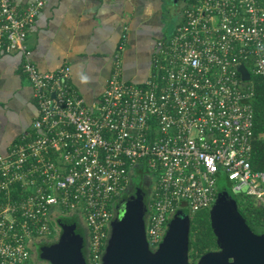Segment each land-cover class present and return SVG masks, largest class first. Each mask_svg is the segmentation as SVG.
Here are the masks:
<instances>
[{
    "label": "built area",
    "instance_id": "built-area-1",
    "mask_svg": "<svg viewBox=\"0 0 264 264\" xmlns=\"http://www.w3.org/2000/svg\"><path fill=\"white\" fill-rule=\"evenodd\" d=\"M43 0H0V54L20 51L37 101L31 130L0 152V264H29L55 215L84 218L85 255L104 252L112 211L134 165L152 175L144 217L155 246L181 206H210L223 176L264 205V169L251 163L254 85L264 77V0H186L182 19L155 40L142 83L125 80L121 53L98 101L70 80L71 67L41 70L27 32Z\"/></svg>",
    "mask_w": 264,
    "mask_h": 264
},
{
    "label": "crops",
    "instance_id": "crops-1",
    "mask_svg": "<svg viewBox=\"0 0 264 264\" xmlns=\"http://www.w3.org/2000/svg\"><path fill=\"white\" fill-rule=\"evenodd\" d=\"M30 1L13 0L18 7ZM170 1L43 0L27 32L31 58L41 70L70 65V80L88 102L99 100L117 50L122 77L142 83L152 68L156 38L182 19L165 30L164 10ZM22 61L20 51L0 54V152L31 130L37 115Z\"/></svg>",
    "mask_w": 264,
    "mask_h": 264
},
{
    "label": "water",
    "instance_id": "water-1",
    "mask_svg": "<svg viewBox=\"0 0 264 264\" xmlns=\"http://www.w3.org/2000/svg\"><path fill=\"white\" fill-rule=\"evenodd\" d=\"M238 69L243 79L250 78L244 64ZM123 199L115 206L119 213L111 221L103 264H191L187 255L191 222L182 209L168 220L158 249L151 252L145 238L146 207L141 192ZM214 202L210 221L219 248L203 253L196 264H264V232L251 228L229 191L218 189ZM43 254L53 264H86L82 232L65 223L61 243Z\"/></svg>",
    "mask_w": 264,
    "mask_h": 264
},
{
    "label": "rangeland",
    "instance_id": "rangeland-1",
    "mask_svg": "<svg viewBox=\"0 0 264 264\" xmlns=\"http://www.w3.org/2000/svg\"><path fill=\"white\" fill-rule=\"evenodd\" d=\"M170 1V0H169ZM184 0H181L179 2L173 3L170 1V4H166L167 7L165 8V14L167 15V18L164 16L165 21V30H169L173 28V26L176 24V22L182 17L183 14V4ZM170 7V8H169ZM254 74L251 72V78ZM132 170L134 171L133 174H131L128 183L126 184L124 191L121 195V198L123 197H128L130 194H136L138 191H140L143 195V200H144V206L148 208V203H149V196L151 194V188H152V175L150 173L146 172H141L140 168L138 165H134L132 167ZM151 185V187H150ZM217 187L219 190H227L230 192L231 196L235 198V200L238 201L239 206L243 204L242 202V197H246L241 191H235L231 188V185L229 184L228 180L224 178L223 176L218 177L217 180ZM120 198V199H121ZM121 199V200H122ZM215 202L212 203L210 206L203 208L199 210L200 212L198 215H208L210 218V212L213 211ZM255 205V204H254ZM114 209V208H113ZM179 209H182L184 211V214L190 218L191 222V217L195 214V212H192L188 206H181ZM119 211H117L116 215L113 217V219L117 216ZM55 218L51 221L52 227L54 230H52V233L46 236H39L36 238V246H37V254L34 259L32 257L29 259V264H53L50 259L44 256L43 254V247L46 245V247L50 248L53 246H56L61 243L63 233L65 232V223H72L73 224V230L74 231H81L83 240L85 242V246L87 244V239H88V233H87V228L84 222V218L74 212H63L59 215H55ZM248 222V221H247ZM249 224V223H248ZM110 229L108 230V236L106 239L105 246L107 244V240L109 238V233ZM190 230H189V243H188V248H187V255L189 254L191 250V244H190ZM147 244L149 242L148 238H146ZM216 241V237H215ZM159 242L155 246H150L149 250L151 252H155L158 247H159ZM219 246L217 245L216 247H212L210 249L205 250L203 253L210 251V250H215L218 249ZM105 249V248H104ZM201 253L198 257L195 258L194 261L188 256V261L191 264H196L200 256L203 254ZM32 256V254H31ZM39 259V260H38ZM85 261L86 264H103L102 258L98 260L97 263L91 262L90 259L88 258V255H85Z\"/></svg>",
    "mask_w": 264,
    "mask_h": 264
},
{
    "label": "trees",
    "instance_id": "trees-1",
    "mask_svg": "<svg viewBox=\"0 0 264 264\" xmlns=\"http://www.w3.org/2000/svg\"><path fill=\"white\" fill-rule=\"evenodd\" d=\"M254 85V96L252 99L254 109V126L252 139L251 163L254 168L264 169V77L253 75L251 78ZM141 172H146L144 165H138ZM243 204L238 209L243 213L249 225L255 232H264V205H254L249 197H242ZM201 210V209H200ZM195 211L191 217L190 244L191 250L188 256L195 260L201 253L212 247H216V234L211 226L208 215H198Z\"/></svg>",
    "mask_w": 264,
    "mask_h": 264
},
{
    "label": "flooded vegetation",
    "instance_id": "flooded-vegetation-1",
    "mask_svg": "<svg viewBox=\"0 0 264 264\" xmlns=\"http://www.w3.org/2000/svg\"><path fill=\"white\" fill-rule=\"evenodd\" d=\"M179 1H181V0H175L176 3L179 2ZM184 1H186V0H184ZM175 2H174V3H175ZM150 187H151V185H150ZM141 196H142V199H143V195H142V193H141ZM120 198H121V197H120ZM120 198H119V200L116 202V204H117L118 202H121V203H122V201L124 200V199H122V198H121V199H122V200H121ZM123 198H125V197H123ZM116 204H115V205H116ZM116 213H117V209H116V207H114V209H113V211H112V216L114 217V216L116 215ZM113 217H112V218H113ZM47 250H48V247H46V245H45V246L43 247V252L45 253ZM36 254H37V246H35L34 249L32 250V256H31L32 259H34L35 257H37ZM38 260H39V259H38Z\"/></svg>",
    "mask_w": 264,
    "mask_h": 264
}]
</instances>
